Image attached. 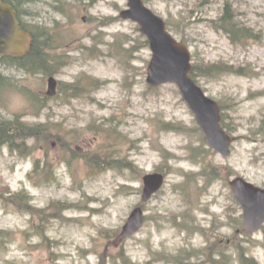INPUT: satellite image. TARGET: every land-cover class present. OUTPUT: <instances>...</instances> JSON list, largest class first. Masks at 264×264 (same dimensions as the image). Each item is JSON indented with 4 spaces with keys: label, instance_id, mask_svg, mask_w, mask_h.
<instances>
[{
    "label": "rangeland",
    "instance_id": "rangeland-1",
    "mask_svg": "<svg viewBox=\"0 0 264 264\" xmlns=\"http://www.w3.org/2000/svg\"><path fill=\"white\" fill-rule=\"evenodd\" d=\"M144 1L193 64L239 69L198 79L237 138L231 155L207 145L176 84L148 83L152 50L121 17L126 0H15L23 26L53 33L69 64L45 75L0 60V118L53 130L50 141L30 138L23 156L0 146V264H264V228L246 233L229 186L237 176L264 186V0ZM228 4L253 37L234 43L214 26ZM80 81L86 90L61 84ZM154 172L165 184L144 203ZM59 202L69 205L61 214ZM138 206L144 224L123 238Z\"/></svg>",
    "mask_w": 264,
    "mask_h": 264
},
{
    "label": "water",
    "instance_id": "water-1",
    "mask_svg": "<svg viewBox=\"0 0 264 264\" xmlns=\"http://www.w3.org/2000/svg\"><path fill=\"white\" fill-rule=\"evenodd\" d=\"M125 19H131L140 26L147 37L152 59L148 66L147 81L151 86L174 83L178 86L184 100L192 109L195 118L205 135L209 147L224 157L231 155V136L222 125L220 104L206 94L192 78V52L190 47L176 38L168 29L165 19L148 7L144 0H128V8L121 12ZM86 19V18H85ZM33 35L20 26L16 9L5 0H0V57H22L33 43ZM58 81L49 78V95L57 92ZM143 202H147L165 182L164 174L148 173L143 178ZM230 187L244 210V226L248 233L259 230L264 224V188L237 177L230 181ZM144 224V210L136 207L123 227L121 236L135 234Z\"/></svg>",
    "mask_w": 264,
    "mask_h": 264
},
{
    "label": "trees",
    "instance_id": "trees-1",
    "mask_svg": "<svg viewBox=\"0 0 264 264\" xmlns=\"http://www.w3.org/2000/svg\"><path fill=\"white\" fill-rule=\"evenodd\" d=\"M12 3L20 14L18 5L15 0H7ZM228 4L225 8L224 13L214 21V26L221 29L226 34L229 35L230 39L235 43L238 40L246 37H253L254 31L251 28L241 25L236 19V15L233 14L232 8ZM232 6V5H231ZM109 23V22H107ZM26 28V27H25ZM27 29V28H26ZM30 30V29H29ZM33 34L34 40L30 51L23 57H3L1 61L7 63L10 66H18L28 73L36 74L42 73L45 75H55L60 72L67 64H69V59L64 55L56 53V46L52 42L54 41V35L48 31H30ZM183 41V40H182ZM55 42V41H54ZM185 43V41H183ZM145 44L149 45L147 39H145ZM150 46V45H149ZM222 72H240L239 69L234 68L232 65L223 62L216 63H198L194 64V69L191 76L199 83L198 79L200 76L207 74H218ZM6 77L0 75V84L5 82ZM66 89H74L76 91H81V89L87 88L86 85H82L81 81L75 84L61 83ZM45 106V103L42 107ZM223 126L226 130L231 133L229 125L225 123L223 119ZM53 137V130L50 125L46 123L30 124L25 121L21 116L17 115L13 119H1L0 118V146L7 145L9 148L20 155L29 154L28 140L30 138L36 139V144L39 141H50ZM109 167L120 166L115 162H112ZM121 162V161H119ZM40 160L36 161V166L38 167ZM121 164V163H120ZM126 166L122 164V168ZM126 190L127 186H123ZM11 192L9 187L4 188V192ZM51 207L55 205L54 202L51 203ZM63 203L59 202L56 205V212L61 214L63 210L68 208ZM42 227V226H40ZM43 228V227H42ZM43 231H41V234ZM244 260L248 258L243 256ZM252 261L254 259L252 258Z\"/></svg>",
    "mask_w": 264,
    "mask_h": 264
},
{
    "label": "flooded vegetation",
    "instance_id": "flooded-vegetation-1",
    "mask_svg": "<svg viewBox=\"0 0 264 264\" xmlns=\"http://www.w3.org/2000/svg\"><path fill=\"white\" fill-rule=\"evenodd\" d=\"M127 6H128V2H127ZM127 6H126V7H127ZM21 24H22V22H21ZM22 26H23V24H22ZM5 57H6V56H5ZM8 57H9V56H8ZM235 178H236V177H235ZM229 182H230V181H229ZM262 187H264V186H262ZM231 191H232V190H231ZM232 193H233V197H234V199L236 200V197H235V195H234V192H233V191H232ZM155 195H156V194H155ZM155 195H154V196H155ZM154 196H153V197H154ZM188 214H189V213H188ZM188 216H189V215H188ZM263 228H264V225H262V227H261V229H260V230H263ZM260 230H259V231H260Z\"/></svg>",
    "mask_w": 264,
    "mask_h": 264
}]
</instances>
